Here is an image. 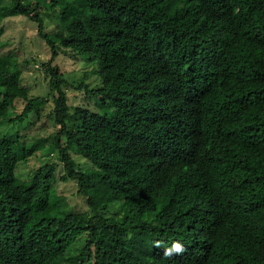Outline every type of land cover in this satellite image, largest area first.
Returning <instances> with one entry per match:
<instances>
[{
  "label": "trees",
  "instance_id": "trees-1",
  "mask_svg": "<svg viewBox=\"0 0 264 264\" xmlns=\"http://www.w3.org/2000/svg\"><path fill=\"white\" fill-rule=\"evenodd\" d=\"M4 1L52 59L31 94L0 26V128L55 129L0 138V264H264V0Z\"/></svg>",
  "mask_w": 264,
  "mask_h": 264
},
{
  "label": "rangeland",
  "instance_id": "rangeland-1",
  "mask_svg": "<svg viewBox=\"0 0 264 264\" xmlns=\"http://www.w3.org/2000/svg\"><path fill=\"white\" fill-rule=\"evenodd\" d=\"M9 1L10 0H5L3 4H8ZM0 26L4 29L1 37V41L4 46L2 52H11L14 55L15 61L20 70L22 83L30 88V92L33 95L47 93L48 81L50 78L47 76L44 65L50 62L52 59V53L46 43L38 36L37 24L25 16H17L4 20ZM53 64L59 65L65 74L69 73L71 75L77 74L80 70L83 71L82 69L84 68L80 61L76 62L70 57L69 53L64 51L60 53L59 57L53 62ZM88 81L92 83L90 78ZM90 86H92V84ZM72 95L73 94L71 93V96ZM49 103H51V101ZM71 103L73 105L84 104L87 107L91 106V108L95 110L97 108L92 101L86 98L84 94L74 98ZM18 106L19 107L17 110L20 112L22 109V104L19 102ZM31 122L34 123V126L29 128L28 125ZM42 122L43 121L41 120H35V118H29L23 123L5 125L0 128V138L4 136H10L15 132L21 131L23 133H27L28 139H31L32 135L36 134L37 132L44 136L49 135L48 133L50 131L52 133V131L55 129L53 123L47 120V122L45 121L47 123V128L46 126L43 128L41 127ZM55 160L56 159L54 157H47L46 159L42 157V161H38L34 168L40 167L44 162H54ZM78 162L82 166L87 164L84 160H81V162L79 160ZM59 172V174H62V169H59ZM59 189L60 192L64 191L63 193L65 196H67L66 199L68 200L73 211H88L89 207L86 203V200L77 193L78 185L76 182L72 180L68 182H61L59 184Z\"/></svg>",
  "mask_w": 264,
  "mask_h": 264
},
{
  "label": "clouds",
  "instance_id": "clouds-1",
  "mask_svg": "<svg viewBox=\"0 0 264 264\" xmlns=\"http://www.w3.org/2000/svg\"><path fill=\"white\" fill-rule=\"evenodd\" d=\"M160 245L157 244V247ZM185 251L184 245L179 241H174L171 245V247H166L164 249V256L165 257H172L174 255H180L183 254Z\"/></svg>",
  "mask_w": 264,
  "mask_h": 264
}]
</instances>
